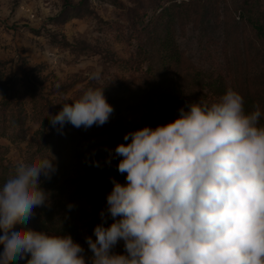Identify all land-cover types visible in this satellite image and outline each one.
<instances>
[{"label": "clouds", "instance_id": "1", "mask_svg": "<svg viewBox=\"0 0 264 264\" xmlns=\"http://www.w3.org/2000/svg\"><path fill=\"white\" fill-rule=\"evenodd\" d=\"M104 89L88 87L63 103L52 126L106 123L114 106ZM262 120L264 109L246 111L229 87L211 103L181 107L172 121L126 132L104 162L119 157L125 181L110 178L100 223L86 237L89 260L71 234L24 226L50 202L41 177L51 179L58 165L54 156L18 160L0 184V264L29 253L26 264H264ZM120 241L124 251L116 252Z\"/></svg>", "mask_w": 264, "mask_h": 264}, {"label": "rangeland", "instance_id": "2", "mask_svg": "<svg viewBox=\"0 0 264 264\" xmlns=\"http://www.w3.org/2000/svg\"><path fill=\"white\" fill-rule=\"evenodd\" d=\"M194 1L0 0V76L27 113L24 139L12 141L0 134L7 157L15 163L27 157L28 142L37 129L57 131L50 121L35 114L25 75L37 84L42 82L43 91L51 90L43 116L56 114L63 103H71L88 87H105L114 106L109 120L87 129L66 123L64 128L72 133L61 135L51 155L57 164L78 173L88 171L98 153L114 150L126 132L172 121L181 107L192 102L217 100L221 95L210 94L208 80L214 65H226L220 43L225 35L234 42L237 27L246 43L252 33L234 21L242 0ZM212 3L224 19L219 25L202 15ZM166 7L163 19L174 18L172 31L183 56L166 61L144 59L138 56L140 42L132 35L133 29ZM191 7L193 13L188 15ZM260 60L255 50H248L247 69L252 75L260 70ZM148 64H153V70H147ZM198 69L205 74L202 85L196 84ZM96 72L99 79L92 78ZM67 136L81 141L87 160L81 155L84 147L77 149ZM98 208L92 211L99 215ZM113 250L123 252V241Z\"/></svg>", "mask_w": 264, "mask_h": 264}, {"label": "trees", "instance_id": "3", "mask_svg": "<svg viewBox=\"0 0 264 264\" xmlns=\"http://www.w3.org/2000/svg\"><path fill=\"white\" fill-rule=\"evenodd\" d=\"M199 2V0L194 1ZM210 4L202 13L203 18L212 20L218 25L223 22L214 5ZM196 5H193V8ZM191 9V10H190ZM188 15L193 13L192 7ZM166 8H162L156 17L151 18L147 23H141L137 29H133L134 35L140 42L138 56L144 59L157 60V58L166 61V59L178 60L182 58L183 51L177 47L175 41L172 22L163 19ZM188 10V11H189ZM239 14H235L234 21L236 24H244L251 31V38L247 40L241 36V29H236V39L234 42L230 37L225 35L224 42L220 43L221 52H224L225 66L214 65L211 68L212 75L208 80V91L210 94L222 95L227 88L231 87L239 91L244 97V106L246 111L253 110L256 104L264 109V0H242L236 8ZM181 15V14H180ZM139 23V22H138ZM225 23H229L228 19ZM225 28V26H224ZM226 29V28H225ZM219 44V43H218ZM255 50L260 70L253 75L247 69V52ZM147 70H153V64H148ZM199 75L196 77V84L204 82L202 71L198 69ZM203 76V77H202ZM0 76V134L10 138L12 141L22 140L26 136L25 124L27 113L11 93V88ZM24 85L27 95H29L33 107L38 114L46 121H50L49 114L43 111L48 107V94L51 90L43 91L42 82L37 84L30 76L24 78ZM251 81L254 86H251ZM201 84V85H202ZM264 123V120H262ZM70 130L63 128L62 132L54 130L37 129L27 145L28 155L30 156H51L57 149L56 141L61 135H71ZM68 137V136H67ZM71 138L75 147L79 149L84 147L82 157L86 158V147L82 146L81 141ZM80 142V143H79ZM109 155V150H103L98 153L94 160H99L101 166L89 164V170L85 172H74L73 169H67L62 163H58V170L53 174L51 179L41 177L42 186L50 193V202L45 206L34 208V215L24 222L25 227L38 231H49L56 234H71L74 240L81 243L84 247L85 259L89 260L92 253L86 243V237L93 234L94 227L100 223V215L93 212V208L103 209L106 205V197L111 188V177L119 181H125V175L117 171L119 157L112 159L111 164L104 163ZM15 162L7 157V148L0 145V184L12 174ZM100 199V200H99ZM73 207L69 209L68 205ZM98 208V209H99ZM111 222V219L108 223ZM3 233L0 232V235ZM2 248V246H0ZM30 258V253L23 258L16 257L9 264H26Z\"/></svg>", "mask_w": 264, "mask_h": 264}]
</instances>
